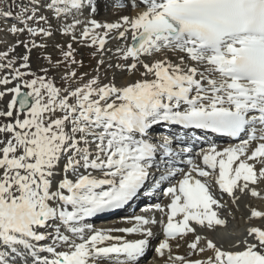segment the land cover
I'll return each instance as SVG.
<instances>
[{
  "label": "snow or ice",
  "instance_id": "6c2138e0",
  "mask_svg": "<svg viewBox=\"0 0 264 264\" xmlns=\"http://www.w3.org/2000/svg\"><path fill=\"white\" fill-rule=\"evenodd\" d=\"M104 2L114 21L95 18L100 0H0V32L17 37L0 51V264H139L157 226L161 264H264V210L225 247L207 179L232 203L264 201V0ZM56 31L93 49L92 73L71 42L46 54ZM207 133L238 142L194 152ZM165 182L169 202L130 227L89 222Z\"/></svg>",
  "mask_w": 264,
  "mask_h": 264
},
{
  "label": "rangeland",
  "instance_id": "374dc122",
  "mask_svg": "<svg viewBox=\"0 0 264 264\" xmlns=\"http://www.w3.org/2000/svg\"><path fill=\"white\" fill-rule=\"evenodd\" d=\"M25 2H26V0H25ZM104 3H105L104 0H100V5L102 8V11L97 16V20L108 22V21H114L115 19H117L115 12L113 10H109L111 8H107L106 4H104ZM104 7H106V9H108L106 11L107 13H105ZM112 11L114 12V15L110 14ZM44 14L50 16V19L53 20V27L55 28L56 23H57L55 21V18L51 17L50 13H48L46 10L44 11ZM109 18H110V20H109ZM0 27H7V25H4L2 22H0ZM60 27L61 28L63 27V22L60 23ZM16 39H17V37H15V36L0 32V51L6 50V44L8 47L9 46L11 47L13 42L16 41ZM19 39L24 40V41H28L29 37L27 34H24V35L19 36ZM36 42L41 43L43 41H41L40 39H37ZM46 42L49 45L48 52L46 54H50L54 58L59 56V48H53L52 45H66L67 43H70V42L73 43V48H75L77 50V52L79 53V55H77V59L82 60L83 65H84L83 68H81L79 70L80 73H84V72L92 73V70L96 67V60L93 59L92 56L90 55V53L93 51V49L79 46L77 43L72 42L69 37H65L60 31H56L54 34V37L47 39ZM24 52H25V49L23 48V46H20L16 49V53H19L21 55ZM39 52H40L39 49H34L32 52L31 58H32L33 70H37L39 65L46 63L45 61L38 59ZM62 71H63V68H61V72ZM110 74L111 73H109V75ZM126 78H127L126 74L117 72V75H116L117 83L124 82L126 80ZM57 79H59L58 76H57ZM249 199H252V198L250 197ZM241 200H242V202H244V201L248 202L249 201L247 196L243 197ZM222 202L226 204V212L224 213V215H225V217H227L229 224H231L232 227H231V229L221 231V233H223L224 235H226L228 237L230 231H235L236 229H238L240 227L241 224L244 223L243 222L244 221V215L241 214V211L238 210V207H236V206L233 207L234 203H232L231 200H228L227 198L223 197ZM229 213H230V215H229ZM190 236L191 235H189L188 238ZM155 241H156V239L152 241L151 253H149V251L147 250V253H149V254L146 257H143L140 260L139 264H161V261L155 252V247L158 246V242H155ZM179 249L180 250L183 249V251L188 250L186 244H182V246Z\"/></svg>",
  "mask_w": 264,
  "mask_h": 264
},
{
  "label": "bare ground",
  "instance_id": "6f19581e",
  "mask_svg": "<svg viewBox=\"0 0 264 264\" xmlns=\"http://www.w3.org/2000/svg\"><path fill=\"white\" fill-rule=\"evenodd\" d=\"M101 11H102V8H101V5L99 6V14L101 13ZM98 14V15H99ZM110 14H113L114 15V12L112 11ZM123 14H128V13H123ZM97 15V16H98ZM97 16L95 17L96 19H97ZM108 20V19H107ZM109 20H110V18H109ZM116 41H114V40H112V42L110 41L109 42V44L107 45V47H110V48H112L113 50L115 49V46H116ZM10 47V46H9ZM127 79V78H126ZM122 83V82H121ZM248 197V202H242V200H240L239 202H237V203H234V205H233V207H238V210H240L241 211V214L242 215H244V223L243 224H241L240 225V227L238 228V229H236L235 231H230L229 232V234L230 233H233V232H235L237 235H240V234H242L243 232H244V230L251 224V225H258L260 222L259 221H256V220H252V221H249L248 220V217H249V215H250V213H249V206L250 207H254V208H256L257 210H264V201H261V200H257V199H255V198H252V199H249L250 197L249 196H247ZM230 199H232L231 197H230ZM245 200V199H244ZM131 218V217H130ZM104 220V219H103ZM128 219H124V220H118V221H116V222H113L112 224H110V225H108V226H106V227H104L103 229H109V228H123V227H130L131 226V224H129L128 222ZM102 222H104V221H102ZM104 224L106 225V224H108L107 223V221H105L104 222ZM100 226V225H102V224H96V226ZM243 226V227H242ZM155 231L157 232V235L158 234H161V236H163V234H162V230H161V228L159 227V226H157L156 227V229H155ZM115 235H121V236H124V238L125 239H136V238H139V237H136V236H128V235H126V234H124V233H114ZM217 237H218V240H217V242L219 243L221 240H223V242H224V246L225 247H228V240H229V236L227 237L226 235H224L223 233H221V232H218L217 233ZM164 238V237H163ZM191 239H192V236L191 237H189L188 238V240L189 241H191ZM175 247V246H174ZM149 251V250H148ZM189 250H187V251H183V249L182 250H180V249H178V251H177V254H179V255H185L187 252H188ZM147 253V252H146Z\"/></svg>",
  "mask_w": 264,
  "mask_h": 264
}]
</instances>
